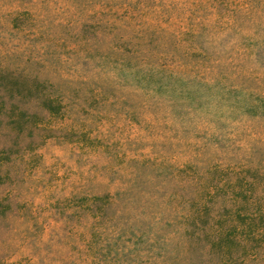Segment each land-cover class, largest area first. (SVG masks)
Returning <instances> with one entry per match:
<instances>
[{"label":"rangeland","instance_id":"rangeland-1","mask_svg":"<svg viewBox=\"0 0 264 264\" xmlns=\"http://www.w3.org/2000/svg\"><path fill=\"white\" fill-rule=\"evenodd\" d=\"M0 264H264V0H0Z\"/></svg>","mask_w":264,"mask_h":264}]
</instances>
